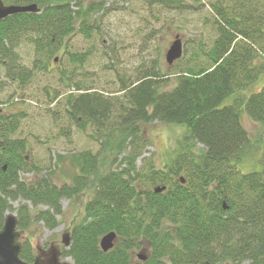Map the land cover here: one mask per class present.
I'll return each mask as SVG.
<instances>
[{"label":"trees","instance_id":"1","mask_svg":"<svg viewBox=\"0 0 264 264\" xmlns=\"http://www.w3.org/2000/svg\"><path fill=\"white\" fill-rule=\"evenodd\" d=\"M2 1L40 7L39 13L0 21V71L19 87L29 84L33 70L49 71L75 32L90 38L92 17L104 11L102 1L86 6L84 0ZM209 1L216 32L211 47L200 48L185 67L178 60L171 90H162L169 74L152 67L121 80L116 94L76 84V92L66 96L71 124L82 132L92 128L91 136L100 142L97 152L73 156L78 172L70 183L58 186L50 174L21 178L23 172L40 173L27 161V141L15 137L24 115L0 108V229L13 212L21 231H29L34 221L54 230L64 213L62 200L91 187L93 196L69 229L70 246L63 253L73 264H263L264 152L260 170L243 173L239 163L255 147L243 114L264 126V89L246 94L264 74V0ZM25 40L36 54L31 69L16 52ZM88 56L68 54L80 64ZM155 121L183 126L186 134L164 168L151 161L140 168L137 161L147 145L143 127ZM113 152L123 167L110 165L102 172ZM157 187L165 190L156 193ZM109 232L117 234V242L104 252L100 241ZM143 243L152 255L135 262L133 251ZM22 244L21 258L31 264L33 245L28 239Z\"/></svg>","mask_w":264,"mask_h":264},{"label":"rangeland","instance_id":"2","mask_svg":"<svg viewBox=\"0 0 264 264\" xmlns=\"http://www.w3.org/2000/svg\"><path fill=\"white\" fill-rule=\"evenodd\" d=\"M91 1H102L104 11L92 17L91 21L96 22L92 23L90 38L75 32L66 40L65 50L54 55L52 60L57 61L51 63L49 71L33 70L29 84L24 87H19L0 71V108L5 113H23L21 127L15 137L27 141V161L40 171L39 174L21 173L23 180L50 174L56 185L68 184L78 172L72 163L73 156L82 151L97 152L100 149V142L91 136L92 128L82 132L71 124L66 114V96L76 92V84L112 95L117 93L121 80L126 82L155 67L169 74V82L162 90H171L176 85L177 64L180 62V67H185L192 63L195 52L198 53L200 48H210L216 35L209 0H182L176 5L159 0H84V5ZM176 35L182 38L184 54L179 62L169 66L165 56ZM16 52L20 63L31 69L36 55L34 46L25 40ZM69 53H89L88 60L83 64L73 62L69 60ZM262 89L264 74L246 94ZM56 94L59 95L57 99ZM231 102L232 98H229L225 103ZM242 123L255 146L239 163L241 172L248 173L261 169L264 126L246 114H243ZM143 130L147 145L137 166L142 168L151 161L156 168H164L180 150L185 127L155 121L144 126ZM115 154L113 152L103 161L102 172L110 165L123 167L119 161L114 162ZM59 155L64 157L61 162L57 161ZM92 196L93 188L90 187L73 200L63 199L64 213L57 217L58 226L49 230L34 221L29 231L20 230L21 241L28 239L34 248L45 245L64 251L63 235L83 217L85 205ZM19 204L12 203L15 209ZM151 255V247L143 243L133 251V260L143 262L140 257H145L147 261ZM62 260L72 263V259L65 258L63 254Z\"/></svg>","mask_w":264,"mask_h":264},{"label":"water","instance_id":"3","mask_svg":"<svg viewBox=\"0 0 264 264\" xmlns=\"http://www.w3.org/2000/svg\"><path fill=\"white\" fill-rule=\"evenodd\" d=\"M39 13L40 7L34 3L30 5H6L2 0H0V21L3 19L17 14V13ZM183 41L180 35H176L174 41L171 43L165 59L169 66H173L178 60L183 57ZM0 109V113H1ZM184 183L185 180L181 179ZM165 190V187L155 188L156 193H161ZM18 218L14 213H7L4 218V224L0 229V264H29L21 258V252L23 249V244L21 241L22 232L18 229ZM117 240V234L115 232H109L101 238L100 246L104 252H108L113 249ZM70 234L66 233L63 235L62 243L65 247L70 246ZM52 257L45 263L36 258L32 264H72L62 260L61 252L53 248ZM144 261L145 257H140ZM264 264V255H263Z\"/></svg>","mask_w":264,"mask_h":264},{"label":"flooded vegetation","instance_id":"4","mask_svg":"<svg viewBox=\"0 0 264 264\" xmlns=\"http://www.w3.org/2000/svg\"><path fill=\"white\" fill-rule=\"evenodd\" d=\"M42 246L43 247H37V248L33 247L34 253H35V259L39 258L40 261L46 263L52 257V253L51 252H52L53 248H55V247H53V246H45V245H42ZM60 252H61V255H62L64 253L63 249L60 250Z\"/></svg>","mask_w":264,"mask_h":264}]
</instances>
